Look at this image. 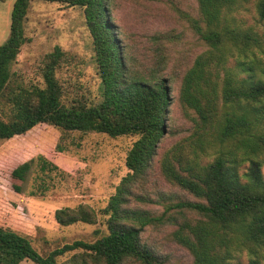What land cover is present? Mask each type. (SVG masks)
Masks as SVG:
<instances>
[{
    "label": "trees",
    "instance_id": "trees-1",
    "mask_svg": "<svg viewBox=\"0 0 264 264\" xmlns=\"http://www.w3.org/2000/svg\"><path fill=\"white\" fill-rule=\"evenodd\" d=\"M44 1L82 8L98 83L94 91L88 88L66 100L56 77L66 54L58 46L42 59L43 85L22 83L12 65L27 42L24 23L31 0H13L8 35L0 43V139L23 135L40 124L135 139L125 156L128 172L99 211L105 216L104 234L41 254L29 234L0 225V264L25 259L34 264H161L141 241V232L165 223L173 210L189 212V217L175 221L172 239L190 253L192 264H229L243 251L250 264H264V64L256 54L263 42L252 27L232 17L246 0H195L196 17H188L203 48L181 73L177 102L192 126L162 152L159 168L166 181L197 200L162 201L159 214L140 206L157 199L134 187L166 133L172 80L165 74V43L173 37L151 35L154 46L139 56L111 20L114 0ZM255 11L263 20L264 0L256 1ZM207 156L210 160L203 161ZM35 162L30 157L10 169L15 192L22 191L15 181L23 182ZM241 164L246 167L239 174ZM37 193L42 194L39 189ZM97 214L78 205L57 208L53 217L67 226L92 224ZM69 252L70 259L58 263Z\"/></svg>",
    "mask_w": 264,
    "mask_h": 264
},
{
    "label": "rangeland",
    "instance_id": "rangeland-1",
    "mask_svg": "<svg viewBox=\"0 0 264 264\" xmlns=\"http://www.w3.org/2000/svg\"><path fill=\"white\" fill-rule=\"evenodd\" d=\"M256 1L246 0L232 13V17L237 24L252 27L262 39V51L256 54L264 64V19L257 17ZM4 6L0 2V8ZM111 8V20L118 26L119 36L139 56L148 47L154 46L149 39L151 35L168 33L173 37L171 42L165 43V74L172 80L165 120L166 133L145 175L134 187L135 192L157 199L156 202L140 206L159 214L164 209L162 201H175L177 198L197 200L166 181L159 168L162 152L191 131V120L179 106L177 92L181 73L203 48L188 21V17H196V2L114 0ZM4 18L0 15V43L8 35V24ZM24 33L27 42L21 46L12 65V70L22 83L43 85L40 73L42 59L54 46H58L66 54V60L56 69V77L64 88V98L69 100L88 88L95 90L98 79L93 47L82 8L31 0ZM232 64L233 60L229 62V65ZM134 139L135 136L129 135L111 138L97 132L63 131L46 124L37 125L23 135L0 139V225L29 234L33 246L41 254L76 239L95 240L106 232L105 216L99 211L128 172L125 156ZM30 157H35L36 162L23 182L15 181L22 188L17 193L12 189L10 169ZM205 160L209 161L210 156L203 158ZM43 165L44 170L41 169ZM245 167L246 164H241L238 173L242 174ZM38 189L41 195L37 193ZM32 191H35V195L31 194ZM78 205L98 213L94 223L60 226L54 220L55 209ZM170 213L165 223L145 227L141 232V241L158 256L161 264H192L190 253L172 239L175 221L189 217V212L173 210ZM72 255L73 252L66 253L57 261H67ZM19 264L34 263L25 259ZM229 264H250V261L243 251L235 254Z\"/></svg>",
    "mask_w": 264,
    "mask_h": 264
},
{
    "label": "crops",
    "instance_id": "crops-1",
    "mask_svg": "<svg viewBox=\"0 0 264 264\" xmlns=\"http://www.w3.org/2000/svg\"><path fill=\"white\" fill-rule=\"evenodd\" d=\"M13 0H5L4 2H2L3 4H5L4 7L0 8V15L2 17V19H6L7 20V24H9V12L11 9V5H12Z\"/></svg>",
    "mask_w": 264,
    "mask_h": 264
}]
</instances>
